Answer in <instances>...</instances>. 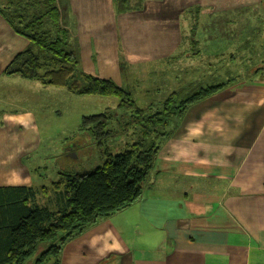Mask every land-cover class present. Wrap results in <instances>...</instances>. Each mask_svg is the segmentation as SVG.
<instances>
[{
    "label": "crops",
    "instance_id": "obj_1",
    "mask_svg": "<svg viewBox=\"0 0 264 264\" xmlns=\"http://www.w3.org/2000/svg\"><path fill=\"white\" fill-rule=\"evenodd\" d=\"M145 1L147 7L122 13L126 16L120 21L126 51L147 57L132 63L137 69L181 46L178 20L163 25L155 5ZM233 2L232 9H238V0ZM171 3L176 6L174 0ZM61 4L63 14L77 15L86 40L104 19L99 0ZM215 4L203 0L200 5L199 24L205 36L199 38L196 32L198 42L190 40V50L168 57L170 76L180 71L182 86L202 81L197 75L211 67L203 58L215 62L225 54L217 53V48L232 46L228 55L235 59L240 52L255 54L250 37L255 42L263 39L257 36L256 24L249 23L246 44L230 42V28L219 26L220 14L222 18L226 14L221 0ZM28 43L0 15V78ZM193 46L198 55L192 56ZM245 46L247 51L236 50ZM182 58L181 68L172 69ZM246 77L192 104L162 144L142 197L64 244L59 264H264V68ZM6 115L14 130L9 129L10 140L0 134V146L13 144L21 152L12 157L0 149V171L7 170L10 176L2 178L0 186L31 185L23 157L31 151L36 133L28 134L32 125L26 126L27 132L19 131L28 114Z\"/></svg>",
    "mask_w": 264,
    "mask_h": 264
},
{
    "label": "trees",
    "instance_id": "obj_2",
    "mask_svg": "<svg viewBox=\"0 0 264 264\" xmlns=\"http://www.w3.org/2000/svg\"><path fill=\"white\" fill-rule=\"evenodd\" d=\"M144 2L113 0L114 11H136ZM0 15L29 41L4 67V75H19L73 94L118 99L116 108L81 119L79 133L96 145L103 159L101 166L90 172H60V178L49 187L0 186V264H29L30 260L45 264L51 259L59 264L64 244L142 197L162 144L177 129L187 109L231 81L210 84L187 97L172 92L161 108L148 113L130 89L79 68L78 57L68 46L69 32L62 25L58 0H0ZM199 20L197 6L191 16L190 35L185 36L194 43ZM127 136L134 138L126 150L111 154L109 143Z\"/></svg>",
    "mask_w": 264,
    "mask_h": 264
},
{
    "label": "rangeland",
    "instance_id": "obj_3",
    "mask_svg": "<svg viewBox=\"0 0 264 264\" xmlns=\"http://www.w3.org/2000/svg\"><path fill=\"white\" fill-rule=\"evenodd\" d=\"M66 1L69 3V0ZM99 1L102 5L104 19L101 20L100 26L90 32L87 40L84 39L85 34H80V22L77 15L67 12L63 14L62 24L69 32L68 46L77 55L78 66L81 70L93 75L112 78L118 85L130 89L137 103L148 109V113H154L161 108L162 102L172 92L187 97L202 88L201 85L205 83L213 85L219 82L241 81L247 79L246 76L264 68V0H238L240 6L238 9H232L234 7L233 0H221L223 12L226 14L224 18L220 14L219 26L230 28L227 35L230 42L239 44L248 41L246 38L250 35L246 28L249 23L256 24L257 36L261 35L263 39L255 42L252 40L253 37H250V45L256 44L255 54L248 55L240 52L235 56V59H231L228 55V52L235 49L232 46H227L224 49L217 48V53L225 54L218 55L215 62L211 61V57L203 58V62L206 61V64L211 67L202 73L199 72L197 76L200 75L202 81H198L194 86H182L184 77L181 76L180 71H176L173 76H170L167 64L168 57L174 53L177 57H181L183 53L185 54L188 49H191L190 38H185V36L190 35V21L194 9L200 6L203 0H174L176 6L172 5L171 0H150L155 5L156 16L162 20L163 25L167 23L166 20H169V24L173 20H178L180 27L178 43L181 46H174L172 54L168 56L138 64L139 69L132 66V63L146 61L147 57L136 53L129 54L126 51L121 33L123 25L120 22L121 17L124 18L126 15L115 13L113 1ZM58 2L62 6L60 0ZM208 2L216 6L215 0H208ZM144 4L147 7V1ZM218 9L221 12L219 7ZM197 34L199 38L206 34L200 24ZM245 44L246 42H244ZM193 48L190 51L192 56L198 55V48L195 46ZM236 50L247 51L248 46L239 47ZM183 62L184 58L180 62L178 61L179 65L171 68L178 70ZM202 65L204 66V64ZM117 105L116 97L78 95L68 92L65 88L43 85L38 81L25 79L19 75H2L0 78V130L3 132L0 131V134L10 140L9 129L14 130L13 125H7L5 117L8 115L6 114H28L26 120L21 122V126L25 127L19 130L22 132L26 129L25 132H27V127L32 125L30 128L32 131L28 134L34 136L36 133L37 135H35L36 138L34 136L31 151L23 157L25 166L28 171H31L28 183L38 188L49 187L52 182L60 178V172H65L68 169L74 172H90L103 164L96 145L86 135L79 133L81 119L85 115L99 114L108 108H116ZM133 138L127 136L112 140L109 143L112 148L110 153L123 152L127 148L126 144L133 141ZM75 145H78L77 149L71 151L70 149ZM0 149L12 154V157L14 153L21 152L19 147L13 148V144L6 147L1 145ZM73 154L76 155L71 156ZM2 178H10L7 170L0 171V180ZM40 201L43 200L40 199ZM41 205H45V203L42 202ZM42 249L44 246L40 247L38 252H41ZM29 264H32V260L29 261ZM45 264H53V259Z\"/></svg>",
    "mask_w": 264,
    "mask_h": 264
},
{
    "label": "water",
    "instance_id": "obj_4",
    "mask_svg": "<svg viewBox=\"0 0 264 264\" xmlns=\"http://www.w3.org/2000/svg\"><path fill=\"white\" fill-rule=\"evenodd\" d=\"M70 155V154H69ZM76 155V154H75ZM74 154L73 155H71V156H75Z\"/></svg>",
    "mask_w": 264,
    "mask_h": 264
}]
</instances>
